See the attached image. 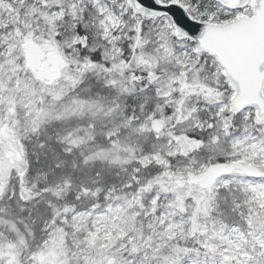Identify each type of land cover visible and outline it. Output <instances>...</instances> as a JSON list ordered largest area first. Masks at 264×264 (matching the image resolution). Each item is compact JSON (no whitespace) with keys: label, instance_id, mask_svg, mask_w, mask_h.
I'll return each mask as SVG.
<instances>
[{"label":"snow or ice","instance_id":"snow-or-ice-1","mask_svg":"<svg viewBox=\"0 0 264 264\" xmlns=\"http://www.w3.org/2000/svg\"><path fill=\"white\" fill-rule=\"evenodd\" d=\"M0 264H264V0H0Z\"/></svg>","mask_w":264,"mask_h":264}]
</instances>
